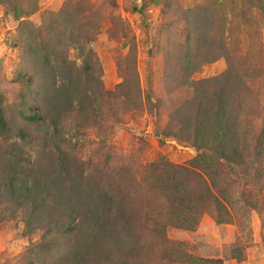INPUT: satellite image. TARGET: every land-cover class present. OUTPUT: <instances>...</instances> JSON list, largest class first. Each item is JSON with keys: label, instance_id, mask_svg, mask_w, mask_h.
Wrapping results in <instances>:
<instances>
[{"label": "rangeland", "instance_id": "obj_1", "mask_svg": "<svg viewBox=\"0 0 264 264\" xmlns=\"http://www.w3.org/2000/svg\"><path fill=\"white\" fill-rule=\"evenodd\" d=\"M57 43L78 66V44L91 49L99 81L82 77L94 108L54 136L34 62H54ZM0 93V184L16 178L0 197V264H264V0H0ZM42 174L45 237L47 211L20 198ZM173 177L188 199L172 201ZM98 183L121 202L109 239Z\"/></svg>", "mask_w": 264, "mask_h": 264}, {"label": "trees", "instance_id": "obj_2", "mask_svg": "<svg viewBox=\"0 0 264 264\" xmlns=\"http://www.w3.org/2000/svg\"><path fill=\"white\" fill-rule=\"evenodd\" d=\"M77 37V39H76ZM75 37V42L78 43L81 37L80 35ZM68 47V46H67ZM55 48V44H54ZM78 48L80 50V57L82 58V64L78 66L74 61H69L66 56V48L64 46H60L59 43H57L56 49L60 50H54L55 51V60L54 62H50L48 57H44L43 61L38 59V56H36V60L34 62V65H39L42 67V71H44V76H46V79H44V82L39 86L40 92L39 94L42 95L41 98V104L43 105V108L47 109L50 114H48L49 122L53 129V135H61V128H63L65 118L67 117V114H71L72 111L78 110V111H86L87 106H92L94 102L97 100H92V97L89 95L88 91H91L90 88L85 87L84 85L81 86L82 77L85 76V79L87 82H94L99 81V78L96 74H94L97 71V64L98 61L96 58H94V53L91 49H86L84 45L78 44ZM63 56V57H62ZM40 67V69H41ZM46 67V70L44 69ZM42 88V90H41ZM83 92V95L81 96L79 93ZM106 93V91H105ZM107 93H111V91H108ZM93 97L96 98V95L93 92ZM1 99L2 94L0 93V131L4 132L7 129V124L5 120V116L3 113V107L1 105ZM93 107V106H92ZM94 108V107H93ZM38 113L34 110L30 111L29 114L23 115V118L26 120V122L30 123L31 125H38ZM23 140L27 138V133L25 129H19V132L17 133ZM16 146V145H15ZM201 149V148H199ZM56 153H58V163L59 166H64V164H68L66 153L65 151L60 148L59 146H56L55 149ZM50 152H52L50 150ZM200 154H206L205 152H199ZM219 161H225L227 164L235 163V160L233 157L229 156H223L220 155ZM66 166V165H65ZM155 166V164H152L151 167ZM65 171L67 169V166L64 167ZM69 170V169H68ZM68 172V171H67ZM95 177L99 174L95 173ZM81 175V174H80ZM99 178V177H98ZM45 177H43V174L39 177H35L34 180L28 181V180H22V183L24 184L21 186V196L20 198L23 199L26 202L33 203L38 199V206L37 210L43 209L44 211H47V215L49 217V221L47 222V227L44 228L45 237L49 235L50 232H52V223H54V212L55 209H53L54 205L47 204L48 199L53 196V193L50 191L45 190V183H44ZM14 181H16V178L14 176H10L6 179L5 182L0 184V197H8L10 194V188L14 186ZM9 185V187H8ZM178 185H181L180 181L176 180L175 177L172 178V201L177 199L175 197V194L180 195V199H188L187 192L184 189H181ZM100 184H97L96 189V202L93 204L94 207L97 208L95 210L98 212V216H96L97 224L96 227L98 229V232L100 230L102 231L101 234L98 233V236L105 237L106 239H109V236H111V223H114V216L112 215L113 208L117 202L121 203L118 196H114L113 190L108 187L107 190H102L99 188ZM168 193V194H167ZM121 196L125 198L124 193H121ZM166 199L169 197V189L167 190L165 194ZM179 199V200H180ZM180 200V201H181ZM180 201L178 203H180ZM36 209V208H34ZM99 219H103V221L99 222ZM127 219L130 220L132 223V216L128 215ZM50 236H48V239ZM45 240V243H42L45 247H49L50 243H52L51 240ZM41 244V245H42ZM81 247L80 244L74 245V249L69 252V256H72V261L74 262H83L84 261V249L79 250ZM82 255V256H80ZM212 259L207 258L203 259V261L209 262ZM91 264V263H90ZM93 264H96L93 262ZM98 264V263H97Z\"/></svg>", "mask_w": 264, "mask_h": 264}, {"label": "clouds", "instance_id": "obj_3", "mask_svg": "<svg viewBox=\"0 0 264 264\" xmlns=\"http://www.w3.org/2000/svg\"><path fill=\"white\" fill-rule=\"evenodd\" d=\"M23 227V225L21 224V228Z\"/></svg>", "mask_w": 264, "mask_h": 264}]
</instances>
